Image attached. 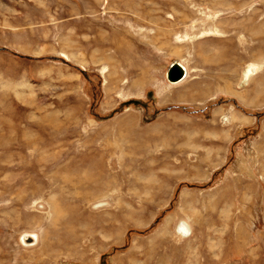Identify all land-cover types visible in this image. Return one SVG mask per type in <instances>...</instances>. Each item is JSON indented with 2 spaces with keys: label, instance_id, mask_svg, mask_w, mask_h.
Segmentation results:
<instances>
[{
  "label": "rangeland",
  "instance_id": "rangeland-1",
  "mask_svg": "<svg viewBox=\"0 0 264 264\" xmlns=\"http://www.w3.org/2000/svg\"><path fill=\"white\" fill-rule=\"evenodd\" d=\"M251 21L264 0H0V264H264Z\"/></svg>",
  "mask_w": 264,
  "mask_h": 264
},
{
  "label": "crops",
  "instance_id": "crops-1",
  "mask_svg": "<svg viewBox=\"0 0 264 264\" xmlns=\"http://www.w3.org/2000/svg\"><path fill=\"white\" fill-rule=\"evenodd\" d=\"M214 14H219V13H213V15ZM253 17L254 16L252 15L250 18H253ZM233 23L234 24H238V23L242 24L243 22H241L239 20L238 22L234 21ZM253 23L254 22L251 21L250 24L248 23L249 25H244V27L246 29L250 30L253 34H254V30L256 28L264 27V23H262L261 25H257V26L255 24H253ZM226 24H227V21H219L218 22V25L221 26V27H224V28H226L225 27ZM214 49H216V48H214ZM259 51H260L259 49L253 48L252 53H251V57L248 60V62H246V64H248L246 67L250 66V67L256 68L258 74L262 71L261 59L260 58L257 59ZM201 52L204 53L205 49H203ZM261 56H263V54L259 53V57H261ZM204 57H206L207 59H209L211 61H214V60L215 61L225 60L224 62H228L226 54L223 51H221V50H219V51L215 50L214 55L211 56V57H208V54H205ZM179 60L180 59H178V61ZM185 66H186V64H185ZM187 67H188L187 80H189L188 78H189V74H190L189 72H190L191 66H187ZM258 70H259V72H258ZM241 72H242V68H241ZM257 73L249 81V84H248L249 88L245 91V93L242 92L243 95L241 94V92H236L235 91V93L241 98L242 101H244V103L246 105H249V106H252V107H256V108H258L260 106H264V80L261 79V78H258V76H257L258 74ZM240 79L241 80L243 79V74L242 73L240 75ZM222 82H223V79L221 81H217L215 79H213V81L210 80L209 82L206 83V85L205 84L202 85L201 82H198L199 83L198 84V88H196V90H194V92L196 91L195 93L193 92L194 94H191V96H189V95H187V93H184V94L182 93V95H181V93H180V95L178 93L175 98L170 95L172 89L167 87V89H165V94H166L165 96L169 97V95H170L171 99L182 100V98H185V100L190 101V100H196V99H203L202 96H204V97L205 96L206 97L211 96L214 93L213 91L216 90V88H218L220 90L224 89L226 91L232 92V88L229 87V83L228 84L226 83L225 84L226 87L223 88L222 87ZM241 83L242 82H240V81L238 82L239 85H241ZM173 86H176V85H173ZM251 87H252V89H251ZM242 118L244 120H247V121L250 120V118H247L245 116L241 117L238 113L232 115V120L234 122L242 121L243 120ZM190 244L188 242V245H186V246L190 247L189 246Z\"/></svg>",
  "mask_w": 264,
  "mask_h": 264
},
{
  "label": "water",
  "instance_id": "water-1",
  "mask_svg": "<svg viewBox=\"0 0 264 264\" xmlns=\"http://www.w3.org/2000/svg\"><path fill=\"white\" fill-rule=\"evenodd\" d=\"M184 74H185V67L179 61H174L172 64L169 65V69L167 72V77L169 80L178 81L184 76ZM129 102L139 103L141 102V100L133 99Z\"/></svg>",
  "mask_w": 264,
  "mask_h": 264
},
{
  "label": "bare ground",
  "instance_id": "bare-ground-1",
  "mask_svg": "<svg viewBox=\"0 0 264 264\" xmlns=\"http://www.w3.org/2000/svg\"><path fill=\"white\" fill-rule=\"evenodd\" d=\"M258 72H259V70H258ZM257 73V70H256V68H254V67H248L247 69H246V72H245V78H244V81H243V84H245L249 79L251 80V78L255 75ZM258 74V73H257ZM186 76V77H185ZM185 77V78H184ZM186 79L187 78V70H186V67H185V74H184V76L181 78V79H179L178 80V82L177 81H175V82H177V83H179L182 79ZM249 80V81H250ZM249 81H248V84H249ZM182 82V81H181ZM176 84V83H175ZM179 233L180 234H182L184 237L186 236L185 235V233H183V232H181V231H179ZM29 237H28V239H30V240H33V238L35 237V235H28ZM180 236V235H179ZM183 236H180V237H183ZM182 239V238H181ZM185 240V239H184ZM36 245V244H35ZM33 246V245H32Z\"/></svg>",
  "mask_w": 264,
  "mask_h": 264
}]
</instances>
